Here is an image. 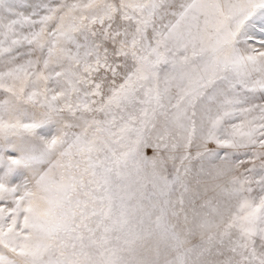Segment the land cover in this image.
Returning a JSON list of instances; mask_svg holds the SVG:
<instances>
[{
  "label": "snow or ice",
  "instance_id": "obj_1",
  "mask_svg": "<svg viewBox=\"0 0 264 264\" xmlns=\"http://www.w3.org/2000/svg\"><path fill=\"white\" fill-rule=\"evenodd\" d=\"M0 264H264V0H0Z\"/></svg>",
  "mask_w": 264,
  "mask_h": 264
}]
</instances>
